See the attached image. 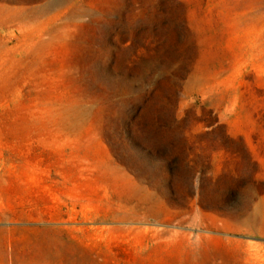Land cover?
I'll use <instances>...</instances> for the list:
<instances>
[{"label":"rangeland","instance_id":"obj_1","mask_svg":"<svg viewBox=\"0 0 264 264\" xmlns=\"http://www.w3.org/2000/svg\"><path fill=\"white\" fill-rule=\"evenodd\" d=\"M0 264H264V0H0Z\"/></svg>","mask_w":264,"mask_h":264}]
</instances>
